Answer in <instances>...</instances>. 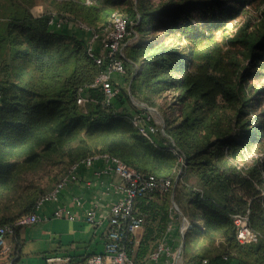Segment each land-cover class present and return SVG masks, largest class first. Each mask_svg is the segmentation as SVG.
<instances>
[{
  "label": "trees",
  "instance_id": "1",
  "mask_svg": "<svg viewBox=\"0 0 264 264\" xmlns=\"http://www.w3.org/2000/svg\"><path fill=\"white\" fill-rule=\"evenodd\" d=\"M106 1L109 7L102 8V0H69L73 15L37 16L30 10L36 0H0V226L35 211L39 198L73 164L109 154L144 175L172 182L168 192L136 200L145 231L138 245L134 234L126 235L134 264L150 260L169 234L173 201L189 224L184 264H264V115L258 118L264 90L252 100L251 72L245 73L246 62L264 52V16L253 30L231 37L225 26L247 0ZM122 1L131 5L127 12L113 7ZM116 12L133 19L129 29L142 35L127 46L132 64L126 61L123 76L131 94L145 102L168 92L179 112L175 120L166 119L156 141L134 125L139 110L125 88L107 105L103 91L90 87L106 65L89 54L88 40L54 28L58 18L99 32ZM81 88L91 110L77 103ZM257 151L262 155L254 165L241 162ZM62 163L64 171L52 186L17 195L30 173ZM16 199L24 207L3 216ZM238 213L249 214L257 241H237ZM23 227L14 225L13 235Z\"/></svg>",
  "mask_w": 264,
  "mask_h": 264
},
{
  "label": "built area",
  "instance_id": "2",
  "mask_svg": "<svg viewBox=\"0 0 264 264\" xmlns=\"http://www.w3.org/2000/svg\"><path fill=\"white\" fill-rule=\"evenodd\" d=\"M129 23H133V21H129L128 18L116 12L113 15L112 23L102 31L95 32L85 24L78 25L82 29L91 32L88 40L89 54L95 57L98 65H106L95 81L90 84V87L100 88L103 91L104 103L107 105H111L121 92L119 86L115 84V80L117 76H123L126 73V58L123 53L124 42L133 32V27L129 29ZM87 101L88 97L83 94V88H81L77 103L84 105ZM133 123L139 128L143 136L152 141H156V134L159 131L164 133V125L155 121V118L142 108L134 114ZM97 158L105 160V172L118 175L122 180L118 185L122 197L111 206L108 214L99 217L96 205L84 213V219L93 225L107 222L104 251L94 253L83 261L75 260L68 255H52L46 259V264H134L126 251L125 240L128 233L135 234L144 224V218L138 215L135 210L136 200L139 196L148 192H168L171 189L172 182L168 179L161 180L152 175H144L127 165L120 158L109 154H96L73 164L69 173L51 191L39 198L35 211L20 216L11 225L0 226V253L4 255L9 253L8 236L13 234L14 225L29 226L41 221L40 210L49 202L59 200V195L68 182L77 180L76 172L81 165L92 166ZM76 202L78 205L82 204L80 200H76ZM54 216L71 220L78 218L75 211L64 205L55 207ZM234 223L238 242L246 244L258 240V234L249 224L248 213L235 214ZM188 227L187 222V225L182 228V235L185 234ZM164 249V246L161 245L158 251L152 255V258L158 259ZM167 249L172 254L169 248Z\"/></svg>",
  "mask_w": 264,
  "mask_h": 264
},
{
  "label": "crops",
  "instance_id": "3",
  "mask_svg": "<svg viewBox=\"0 0 264 264\" xmlns=\"http://www.w3.org/2000/svg\"><path fill=\"white\" fill-rule=\"evenodd\" d=\"M91 32L86 33L87 40ZM106 162L102 158L94 160L92 166L81 165L77 170V180L69 181L59 195L57 202H49L41 210V221L23 227L19 236L9 235L8 254L0 253V264H46L52 255H68L75 260H83L94 253H102L105 246L107 222L93 225L84 219L86 210L97 206L99 217L108 214L111 206L122 197L118 185L120 176L104 171ZM76 200L82 202L78 205ZM57 205H64L75 211L78 218L71 220L54 216ZM173 218L169 234L162 242L165 249L158 259L151 257L145 264H168L169 244H172ZM145 228L138 229L134 236L136 245L142 239Z\"/></svg>",
  "mask_w": 264,
  "mask_h": 264
},
{
  "label": "rangeland",
  "instance_id": "4",
  "mask_svg": "<svg viewBox=\"0 0 264 264\" xmlns=\"http://www.w3.org/2000/svg\"><path fill=\"white\" fill-rule=\"evenodd\" d=\"M79 1V0H77ZM238 0H232L231 3L237 2ZM248 2L243 5V8L239 14H235L233 18H231L227 25L225 26V34L230 35L231 37L239 34L241 29L249 28V30H253L256 25L259 24L262 17L264 16V0H247ZM69 0H36V3L34 6L30 8L33 15H41V14H49L51 12H66L70 15H73L74 13L70 10H67L69 7L68 5ZM91 2V0H86V3ZM127 1H122L119 4H116L113 6L114 8H118L122 10L123 12H127L131 5L129 3H126ZM155 4L159 3L160 0H153ZM37 5L43 6V11L37 14L34 9ZM134 5H136V1H134ZM104 6L109 7V3L106 0H102V4L100 7L104 8ZM237 6H242V3H240ZM120 12V11H119ZM122 13V12H121ZM132 19V18H131ZM57 22L54 24L55 27L59 29L62 32H66L69 34H75L86 38L87 31L82 29L81 27L77 26L75 22H68L65 23L61 19L56 18ZM131 21H134L133 19ZM133 32L131 35L128 36V38L125 40L123 53L125 55L126 61H128V64H132L131 58L128 56L129 53L127 52V46H134L136 45L140 37H142L141 34H139L134 28L132 29ZM163 30L162 28L158 29V33H161ZM155 32H152L151 35H155ZM89 40V39H88ZM252 64V66H250ZM247 65V72H251L250 76H247L249 81L248 85L252 88V93L255 94L252 96V100H255L259 93L264 90V52L259 53L255 60L252 61L248 60L246 62ZM128 66V65H127ZM116 83H119V87L125 88L130 96L131 105L135 106L138 110L140 108L147 110L148 113L155 118V121L160 123L161 125L166 124L167 121L175 120L179 112L178 110L172 105L173 103V96L166 92L162 95H156V96H150V101L145 100V103L133 96L131 94V82L126 84V80L124 76H121V79L117 78L115 80ZM264 101V95L261 97ZM82 110L87 111L91 110L93 108V105L91 103H85L84 105H80ZM264 115V104L262 108L260 109L258 118H262ZM262 154L258 151L252 154H249L246 156L245 159H243L241 162L246 166H252L258 160V158ZM184 169V166L181 167L180 172H182ZM64 171L63 163L59 166L55 167H48L45 170H40L39 172H32L30 173L26 181L23 182L24 188L20 190L17 195H20L22 197L31 196L33 192L37 189H47L49 186H52L56 180L62 175ZM180 174V173H179ZM20 196L18 198H20ZM19 201L18 199L14 200L11 205L5 207L3 209V213H5L3 216H9L11 214H15L19 212L24 205L17 204ZM174 203V201H173ZM177 205V204H176ZM173 204L174 212H173V221H172V229L173 234L170 238H172V244L169 246V250L172 254H170V262L168 264H184V255L183 250L185 246V240L182 235V228L187 225V221L185 220V216L183 215L182 210L179 208V206ZM238 241V240H237ZM164 247H167L165 245ZM186 264V263H185Z\"/></svg>",
  "mask_w": 264,
  "mask_h": 264
},
{
  "label": "clouds",
  "instance_id": "5",
  "mask_svg": "<svg viewBox=\"0 0 264 264\" xmlns=\"http://www.w3.org/2000/svg\"><path fill=\"white\" fill-rule=\"evenodd\" d=\"M34 11L39 14L40 12L43 11V6L42 5H37L34 9Z\"/></svg>",
  "mask_w": 264,
  "mask_h": 264
},
{
  "label": "water",
  "instance_id": "6",
  "mask_svg": "<svg viewBox=\"0 0 264 264\" xmlns=\"http://www.w3.org/2000/svg\"><path fill=\"white\" fill-rule=\"evenodd\" d=\"M173 204H174V205H176V203H175V202H174ZM176 207H177V205H176ZM183 238H184V235H183Z\"/></svg>",
  "mask_w": 264,
  "mask_h": 264
}]
</instances>
